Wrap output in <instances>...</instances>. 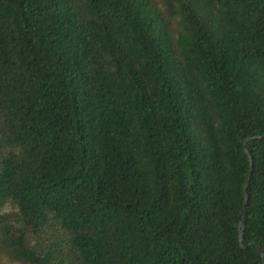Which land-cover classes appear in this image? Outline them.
Returning a JSON list of instances; mask_svg holds the SVG:
<instances>
[{
    "label": "trees",
    "instance_id": "16d2710c",
    "mask_svg": "<svg viewBox=\"0 0 264 264\" xmlns=\"http://www.w3.org/2000/svg\"><path fill=\"white\" fill-rule=\"evenodd\" d=\"M259 248L264 0H0V264Z\"/></svg>",
    "mask_w": 264,
    "mask_h": 264
},
{
    "label": "water",
    "instance_id": "95a60500",
    "mask_svg": "<svg viewBox=\"0 0 264 264\" xmlns=\"http://www.w3.org/2000/svg\"><path fill=\"white\" fill-rule=\"evenodd\" d=\"M245 150H246V152H247V148H246V147H245ZM247 154H248V153H247ZM248 156H249V154H248ZM249 157H250V156H249ZM250 163H252L251 158H250ZM251 175H252V167H251V169H250V173H249V180L247 181V183H246V185H245V188H244V191H245V204H244V207H243V210H242V213H241V217H242V219H241V222H240V224H239V237H240V242H241V244H242L243 231H244V227H245V217H246V212H247V202H248L247 188H248V186H249V181H250V177H251ZM243 248H245V247H243ZM259 250H260L262 256L264 257V251H263L261 248H259Z\"/></svg>",
    "mask_w": 264,
    "mask_h": 264
}]
</instances>
